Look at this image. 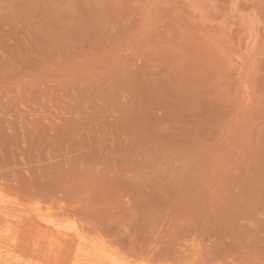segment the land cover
<instances>
[{"label": "rangeland", "instance_id": "obj_1", "mask_svg": "<svg viewBox=\"0 0 264 264\" xmlns=\"http://www.w3.org/2000/svg\"><path fill=\"white\" fill-rule=\"evenodd\" d=\"M0 187L119 251L264 264V0H0Z\"/></svg>", "mask_w": 264, "mask_h": 264}, {"label": "bare ground", "instance_id": "obj_2", "mask_svg": "<svg viewBox=\"0 0 264 264\" xmlns=\"http://www.w3.org/2000/svg\"><path fill=\"white\" fill-rule=\"evenodd\" d=\"M57 209L38 198L23 200L0 187V264H207L189 253V257L182 256L179 245L183 241L178 240L181 256L174 259L172 255L157 260L142 252L119 251L102 235L84 230L74 214L64 212L62 206ZM202 254V259L207 257Z\"/></svg>", "mask_w": 264, "mask_h": 264}]
</instances>
